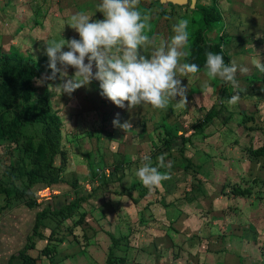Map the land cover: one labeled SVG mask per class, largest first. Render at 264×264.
Masks as SVG:
<instances>
[{
    "label": "rangeland",
    "instance_id": "obj_1",
    "mask_svg": "<svg viewBox=\"0 0 264 264\" xmlns=\"http://www.w3.org/2000/svg\"><path fill=\"white\" fill-rule=\"evenodd\" d=\"M216 1L219 9L224 10V0ZM248 1H256L258 9L254 15L246 7L237 11L243 23L263 18L262 22H257V28L263 31L264 0H235L234 4ZM99 2L0 0V53H20L35 62L37 67L29 81V90L38 105L50 104L60 117L61 151L54 156V165H62L64 170V180L59 184H36L21 197H15L13 192L8 195L0 193V264H6L10 256L22 251L29 237L34 248L27 249L26 253L35 259V264H105L108 251L103 249L102 241L105 245L111 242L105 232L107 228L119 239L118 247L114 248L113 262L120 257L128 264H264V73L254 67L256 61L264 63V32L262 36L258 35L257 40L251 41L249 35L244 34V38L236 36L237 32L245 33L242 26L239 31L230 32L229 44L224 47L230 55L228 63L237 65L239 89L218 77L209 79L200 68L197 73L182 77L183 85L187 86L189 81L188 103L179 108L173 101L167 110L151 106L136 107L131 111L122 109L100 95L99 82L95 80L89 86L76 90L72 97L49 92L47 85L37 86L35 78L47 70L44 42L62 37L79 39L78 33L68 26L70 17L85 11L93 19H102L103 14L96 13L95 6ZM195 4L210 7L213 2L194 0L187 6L178 1L141 0V8L151 14V34L155 35L157 45L174 35L172 25L178 19L189 20L187 56L183 58L187 63L191 60L190 51L198 41L197 24L192 20L198 17V12L193 11ZM205 36L208 41L214 40L215 31ZM199 45L196 46L204 52L206 43L199 42ZM247 46L251 47L249 51ZM148 51L145 50L146 55ZM241 67L248 68V72L242 73ZM72 71L69 70L70 74ZM205 82L208 87L202 89ZM246 88L250 92L245 93ZM15 93L16 89L12 94ZM237 93L246 98L230 106L225 96ZM13 101L15 110L24 103L20 96ZM13 108L0 106V112L10 119L15 112ZM228 108H232L231 113ZM181 111L182 115L177 114ZM209 111L217 113L210 120ZM117 113L120 123L129 122L131 127L125 130L114 126ZM165 124L171 126L174 142L163 152L165 134L162 127ZM196 129L198 131L193 134L192 130ZM25 131L34 137L40 133L41 125H28ZM24 141L23 138L20 145ZM249 143L252 148L262 151L243 156L239 149L246 150ZM14 151L13 142L0 141L1 170L9 164ZM161 154H166V163H171L167 168L169 172L167 169L162 171L170 179L149 189L148 193L152 194L150 204L157 206L144 212L140 225L136 222L139 218L136 205L122 210L115 204L118 200L121 203L128 193L119 194L117 182L100 186L99 179L90 175L91 166L94 164L100 174L102 170L113 171L114 164L123 162L126 165L125 168L123 166V183L127 184L132 178L139 179L133 169L141 165L144 156H151L153 166H156L157 157ZM120 174L121 171L116 172V176ZM15 183L20 187V180H15ZM87 195L91 197L89 202L101 204L102 199L107 200L103 211L109 221L107 223L101 218L100 229L87 215L83 224L71 234L67 230L70 219L64 221L60 215L49 212L75 200L83 202L82 198ZM109 200L111 203L107 205ZM28 201L35 204L30 207ZM43 208L48 209V216L42 220L39 234H33L36 213ZM116 210L120 222L114 214ZM126 210L130 211L132 221ZM77 215L78 212L73 220ZM133 223L135 225L130 228ZM52 229H57L58 235L52 236ZM148 234L151 235L149 238L146 237ZM84 237L90 239V246L82 251ZM56 242L61 243L53 261L43 255V250L56 245ZM107 264H112V261L108 260Z\"/></svg>",
    "mask_w": 264,
    "mask_h": 264
},
{
    "label": "clouds",
    "instance_id": "obj_2",
    "mask_svg": "<svg viewBox=\"0 0 264 264\" xmlns=\"http://www.w3.org/2000/svg\"><path fill=\"white\" fill-rule=\"evenodd\" d=\"M95 7L96 13L103 14L102 19H93L85 11L70 17L68 26L78 33L79 39L62 37L44 42L47 70L35 78L37 86L47 85L49 92L72 97L76 90L95 80L102 97L129 111L148 106L167 110L173 101L177 108L187 104L189 81L183 85L182 77L200 71L197 64L183 62L190 36L189 20L178 19L172 25L174 35L157 45L151 34V14L141 8V0H100ZM145 50H149L147 55ZM205 57L203 70L209 79L218 77L239 89L235 62L226 63L222 53L212 51H207ZM254 67L264 73V63L256 61ZM240 71L247 73L248 68L241 67ZM201 87L206 89L207 82ZM239 99L238 93L233 94L227 103L235 105ZM113 125L125 130L131 127L129 122L120 123L119 113ZM165 157L166 154L158 156L153 166L151 156L146 155L141 165L133 169L143 186L152 189L170 179L160 171L171 167Z\"/></svg>",
    "mask_w": 264,
    "mask_h": 264
},
{
    "label": "trees",
    "instance_id": "obj_3",
    "mask_svg": "<svg viewBox=\"0 0 264 264\" xmlns=\"http://www.w3.org/2000/svg\"><path fill=\"white\" fill-rule=\"evenodd\" d=\"M212 2L213 5L210 7L200 4L193 5V11L196 10L198 12V17H193L192 19L194 23L197 24V44L200 46L199 42H203L204 44L206 43V47L205 51L202 52L200 51L201 48L196 46L197 44L195 43L194 47L190 51L189 56L191 60L189 63L197 64L200 68H203L206 60L205 53L207 51L222 53L226 63L229 62L230 58L228 53H226L225 49L223 48V42L226 40L223 38V29L226 24L224 23L222 17V13L224 11L219 9L216 0H212ZM240 4L243 3L240 2ZM253 4L257 5L256 1H253L249 8L253 7ZM212 12L215 13L214 15L210 16ZM241 26H243V21L242 23L236 25V27L239 29ZM213 30L215 31V39L208 41V38L205 36V34ZM240 34L241 32H237L236 36H238V38H242L244 34ZM197 35H199V37H197ZM36 67L37 66L35 62L30 57H26L20 53H0V106L10 109L13 108V100L16 98V96H20L24 101L21 108L17 110L13 108L15 112L13 117L10 119H6L4 114L0 112V141L8 140L15 144V151L13 153L11 152L13 155L12 159H10L9 164L5 166L3 170L0 169V193H5L8 195L13 192L15 197H21L27 190L31 189V187L35 186L36 184L42 183L48 186H53L63 182L64 180L63 166L54 165V156H57L61 151L59 148V141L62 133L60 117L52 110L50 104L42 103V105H38V101L32 97L31 91L29 90V81ZM15 89L16 93L12 94ZM42 99H46L47 101L46 97H42ZM178 114L182 115V111ZM215 114L217 113L213 112L208 114V119L210 120ZM31 124L41 125V131H39L40 133L34 137L25 131V128ZM162 128L164 129L163 131L165 134V139L162 141V144L164 145L162 150L164 152L173 145L174 132L171 126L167 124L163 125ZM197 131L198 129L194 130V132ZM23 138L25 140L24 144L20 145V141H22ZM182 140L184 141V139ZM247 145L248 146H246V150L239 149L243 156H245L246 153L250 156L252 152L262 151V149L260 150L259 148H252L250 143ZM243 148H245V146ZM127 164L130 168L128 162ZM124 165L125 164H123V162L114 164L112 169L113 171L110 170L109 172H104L102 170V172L98 174L93 164V166H91L90 175L94 179H99L101 184L100 186L102 187H104L106 184H110L111 182L122 183L124 177ZM186 167L187 165L185 168ZM118 171H121V174L116 176V172ZM4 175L6 177H4ZM17 179L20 180V187H18L15 183V180ZM74 184L76 185V183ZM134 187H140L142 192H149V188L143 186L140 180L135 178L130 183L129 188L123 187V189H130ZM84 197L82 198L83 202L75 200L68 204H64L63 207L59 208L58 210L49 212L56 216L60 215V218L64 219V221L70 219L69 224H67V230L70 231L71 234H73L74 229L77 226L83 224V220L87 217V215L94 219V221L99 225L100 229L102 226H100L99 220L106 217V214L103 211V206H106L107 200L102 199V201H100L101 204H97L93 203L91 200V202L88 201L91 198L90 196L87 195L85 198ZM7 201H9V198ZM110 203L111 202H109L107 205ZM27 204L31 207L35 204V202L28 201ZM83 205L86 207L83 208ZM76 212H78L79 215H77V218L73 220L72 217ZM95 212L98 214L95 215ZM47 216V208H43L41 211L36 213L35 222L33 225V234H39L38 229L42 224V220ZM133 224L130 228L133 227ZM107 234L109 235L111 244L108 249L105 264H107L108 260L112 261L113 264L114 247L117 245L119 239L109 232H107ZM51 235H58L57 229H52ZM84 238L85 241L82 244V251L86 250V248L90 246V239L88 237ZM60 239H62L61 236ZM60 243L56 242V245H50L51 247H46L43 250L45 253L43 255L54 261V257L59 253L58 247ZM76 243H78V241H76ZM29 248H34V242L31 237H29L26 247L23 248V250L20 251L16 256H10L6 264H35V259L26 253V250Z\"/></svg>",
    "mask_w": 264,
    "mask_h": 264
},
{
    "label": "crops",
    "instance_id": "obj_4",
    "mask_svg": "<svg viewBox=\"0 0 264 264\" xmlns=\"http://www.w3.org/2000/svg\"><path fill=\"white\" fill-rule=\"evenodd\" d=\"M182 3H184V4H186V5H192V1H190V0H186V1H184V2H182ZM224 4H225V7H224V10H222V8H221V10L222 11H224L222 14H223V20H224V23H226L225 24V27H224V29H223V33H224V37L223 38H225L226 40H225V42H223V48L225 49V45L226 44H229V41H230V36H232L231 35V33L230 32H232V31H237L239 28H237L236 27V25L237 24H240V23H242V21H243V19H242V17L240 16V14L238 13V9L239 8H244L245 9V7L246 8H249L251 5H252V1H248V2H246V3H243V4H240L239 2H238V6L236 5V4H234L235 3V0H224V2H223ZM218 5V4H217ZM222 5V4H221ZM233 5H235V6H233ZM240 6H243V7H240ZM218 7H219V5H218ZM234 8V9H233ZM250 10L248 11V12H250V14L251 15H254L255 14V12L257 11V6L256 5H254L253 4V7H251V8H249ZM264 9V8H263ZM261 20H263V18H257V19H255L253 22L252 21H248V23L246 22H244L243 23V28H244V31H245V33H243V34H245V35H249V37H248V39H249V41H251V40H257V38H258V35H261L262 36V33L264 32V29H263V31H262V28L261 29H258L257 28V22H262ZM241 21V22H240ZM254 26H256V28H254ZM246 32H250V33H246ZM242 33V32H241ZM229 35V36H228ZM254 42H256V41H254ZM249 45V44H248ZM247 48H248V51H249V49L251 48L250 46H247ZM226 50V49H225ZM245 51V50H244ZM244 53H246V54H248V52H244ZM229 55V54H228ZM230 56V55H229ZM257 75H259V74H257ZM260 76H261V74H260ZM263 77V76H262ZM264 78V77H263ZM245 93L246 92H250L249 91V88H246L245 89V91H244ZM242 94H243V92H241ZM240 97H243V98H240L241 100H244V98H246V97H244V96H241V95H239ZM227 98H230L228 95H226L225 96V99L227 100ZM248 98H251V96H249ZM239 99V100H240ZM226 100H224V102H226ZM223 102V101H222ZM232 109V108H231ZM230 108H228L227 110H228V112L231 110ZM211 113H213L212 111H209V114H211ZM230 113H231V111H230ZM229 113V114H230ZM178 114V113H177ZM218 116V115H217ZM217 116L215 117V118H217ZM225 118H228V117H225ZM192 133L194 134V130H192ZM161 172L162 171H164V170H160ZM168 172H169V170H167ZM132 180H133V178L130 180V182L129 183H127V184H124L123 182V180H122V183L121 182H117L119 185L118 186H120V188H119V190H120V192L121 193H119V194H123V195H125V192L126 193H128L127 194V196L125 197V198H123L122 199V202L120 203V201L118 200L117 202H115V204H117V205H119V206H121V209L123 210V209H125V208H128V210L129 209H132L133 208V205H136V209L135 210H137V211H139V215H138V221H136L138 224H142V221H143V216H144V212L146 211V210H148V209H150V208H153V207H155V206H157L156 204H150L151 203V200H152V194L151 193H148V192H142V190H141V188L140 187H134V188H130V189H127V188H129V185H130V183L132 182ZM115 183V182H114ZM111 184V183H110ZM109 184V185H110ZM123 187H127V188H124L123 189ZM115 190V189H114ZM144 191V190H143ZM145 197H147V199L145 198ZM161 198V197H160ZM128 200V201H127ZM161 200H162V198H161ZM110 202H111V200H109ZM139 201V203H137ZM137 204L139 205V204H141L140 206L141 207H139V206H137ZM126 212H127V215L130 217V220L132 221V219H131V213H130V211H127L126 210ZM105 214H106V217L105 218H102L103 219V221L105 220L107 223H108V221H109V219H108V215H107V213L106 212H104ZM117 217V220L118 219H120V215H119V213H118V210H116V212L114 213ZM124 215H125V213H124ZM127 215H126V217H127ZM180 215H182V214H180ZM118 222H120L119 220H118ZM146 223H147V221H146ZM135 225V223L133 224V226ZM104 229L103 230H105V227H103ZM147 228V227H146ZM128 230H129V227H128ZM105 232L107 233V232H109L110 233V230H108V228L105 230ZM149 234H152V233H149ZM147 235L146 237L147 238H149V236H151V235ZM108 235V234H107ZM108 237H109V235H108ZM110 240V239H109ZM110 244H111V242H109V244L108 245H105V241H102V247H103V249L104 248H106L107 249V251H108V249H109V246H110ZM118 246L116 245L114 248H117ZM107 256V255H106ZM106 260V259H105ZM104 263H105V261H104ZM113 264H128V261H125V260H123V258H120V257H118L117 259H115V261H114V263Z\"/></svg>",
    "mask_w": 264,
    "mask_h": 264
},
{
    "label": "water",
    "instance_id": "obj_5",
    "mask_svg": "<svg viewBox=\"0 0 264 264\" xmlns=\"http://www.w3.org/2000/svg\"><path fill=\"white\" fill-rule=\"evenodd\" d=\"M160 1H163V0H160ZM164 1H171V2L178 1V3H182V2H184L186 0H164ZM191 1H192V3L194 2V0H191Z\"/></svg>",
    "mask_w": 264,
    "mask_h": 264
}]
</instances>
